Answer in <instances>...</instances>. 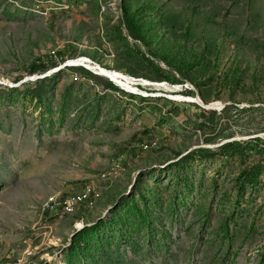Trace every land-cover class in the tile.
<instances>
[{"label":"rangeland","instance_id":"374dc122","mask_svg":"<svg viewBox=\"0 0 264 264\" xmlns=\"http://www.w3.org/2000/svg\"><path fill=\"white\" fill-rule=\"evenodd\" d=\"M0 264H264V0H0Z\"/></svg>","mask_w":264,"mask_h":264},{"label":"bare ground","instance_id":"6f19581e","mask_svg":"<svg viewBox=\"0 0 264 264\" xmlns=\"http://www.w3.org/2000/svg\"><path fill=\"white\" fill-rule=\"evenodd\" d=\"M78 63H81V62H72V61H70L69 65L70 66H77ZM112 76L115 79H118L115 75H112ZM134 84H136L137 86H142V83L140 81H135ZM122 85L126 86L128 89H130L132 91L136 90V88L131 86L130 84L123 83ZM89 197H90L89 194H84L82 196L72 195V196L68 197L67 199H76V204H74V206H73V204L62 203L64 211L68 212V213H72V211L75 209V207L79 206L81 201H84V198H89ZM67 199H65L64 201H67Z\"/></svg>","mask_w":264,"mask_h":264},{"label":"trees","instance_id":"16d2710c","mask_svg":"<svg viewBox=\"0 0 264 264\" xmlns=\"http://www.w3.org/2000/svg\"><path fill=\"white\" fill-rule=\"evenodd\" d=\"M42 73L47 71L46 67H40V66H33V73H37L38 71H40ZM241 148V144L238 142H233V143H229L227 145H225L222 148V152L224 153H232V152H236ZM214 155V153L211 150H199L196 152H193V156H212ZM82 217V216H81Z\"/></svg>","mask_w":264,"mask_h":264},{"label":"built area","instance_id":"2783aa9c","mask_svg":"<svg viewBox=\"0 0 264 264\" xmlns=\"http://www.w3.org/2000/svg\"><path fill=\"white\" fill-rule=\"evenodd\" d=\"M121 165V164H120ZM112 177H114V176H112ZM104 181H108V180H104ZM60 203H67V204H73V206H74V204H76V199H67V201H60L59 202V204ZM59 204L58 205H56V206H52L53 208L54 207H59ZM84 208L85 207H89V198H84ZM72 213H73V211H72Z\"/></svg>","mask_w":264,"mask_h":264},{"label":"water","instance_id":"95a60500","mask_svg":"<svg viewBox=\"0 0 264 264\" xmlns=\"http://www.w3.org/2000/svg\"><path fill=\"white\" fill-rule=\"evenodd\" d=\"M68 67H74V66H70L69 64L67 65Z\"/></svg>","mask_w":264,"mask_h":264}]
</instances>
